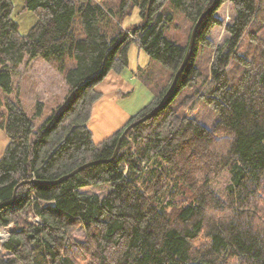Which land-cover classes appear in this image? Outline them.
Segmentation results:
<instances>
[{
  "label": "trees",
  "instance_id": "16d2710c",
  "mask_svg": "<svg viewBox=\"0 0 264 264\" xmlns=\"http://www.w3.org/2000/svg\"><path fill=\"white\" fill-rule=\"evenodd\" d=\"M109 1L23 0L37 18L21 34L14 0H0V129L9 138L0 157V230L11 225L0 241V264H264V0H228L234 17L224 26L223 46L207 33L222 25L215 13L227 0L213 8L214 0ZM133 7L140 21L123 27ZM208 9L166 94L192 27ZM174 10L189 24L184 44L165 34ZM131 44L149 57L135 74L152 100L94 143L87 122L101 96L97 85L109 72L124 71ZM199 46L215 48L208 79L195 63ZM37 57L63 72L67 92L36 128L42 102L30 116L9 95L18 67ZM153 63L170 73L165 84L156 83ZM185 89L189 95L176 99ZM162 100L110 159L122 130ZM200 104L216 116L212 128L196 116ZM90 161L96 162L47 183ZM223 169L230 182L222 203L209 176ZM100 184H106L102 196L81 190ZM79 227L84 242L71 236Z\"/></svg>",
  "mask_w": 264,
  "mask_h": 264
},
{
  "label": "rangeland",
  "instance_id": "374dc122",
  "mask_svg": "<svg viewBox=\"0 0 264 264\" xmlns=\"http://www.w3.org/2000/svg\"><path fill=\"white\" fill-rule=\"evenodd\" d=\"M111 1L109 3H112ZM14 4L13 17L18 22L19 32L25 34L36 21L37 15L35 12L23 8V0H14ZM215 15L221 19L222 25L210 27L207 37L215 46H223L228 37L224 26L231 22L234 17L232 4L227 0L220 5ZM139 19L138 9L133 7L130 14L123 17L121 23L123 27H127L136 24L139 22ZM188 28L189 24L185 21L184 16L177 10H174V21L165 29V34L168 38L184 44L188 40ZM244 40L246 41L245 38ZM132 46L129 52V64L124 71L119 74L112 71L109 72L105 79L97 85V89L101 91V96L93 102L91 116L87 122L94 143H99L111 136L152 100L153 95L150 87L143 83L135 74L137 66L146 65L149 62V57L142 50L138 52V50H135L134 45ZM214 52V47H198L195 63L198 65L201 75L205 79L209 78V67ZM150 68L152 74L155 75L157 84H165L168 81L170 73L164 68L155 63L151 64ZM13 87V92L9 97L19 98L28 115H35L36 101L42 102V113L34 120L36 128L50 115L51 108L64 100L67 92V84L63 72L58 71L54 63L40 57L25 59L16 70L15 76H13ZM188 95L189 89H185L177 95L176 99L183 97L182 100H184V97ZM0 99L2 101L5 99V95L1 91ZM2 110L4 111L3 108ZM181 111L183 115L189 114L187 109H182ZM196 116L208 127L212 128L214 126L216 116L205 105L200 104ZM215 142L216 145L213 149L219 150L221 142L218 143L217 140ZM210 173H212L209 176L211 179L210 188L221 202H225L226 187L230 182L229 173L225 169L221 171L216 170L215 172L210 171ZM200 174L202 175L203 173L201 172ZM195 176V183H199L197 181L199 179L198 174L195 173ZM81 190L96 192L102 196L105 193L106 184L89 185L82 187ZM179 199V197H176L175 201ZM225 204L227 205V203ZM30 219L35 222L38 221V218L32 215H30ZM10 226L4 227L1 230H5L9 235ZM71 236L77 241H86L85 232L82 227L75 230ZM202 241L205 240L201 238L195 241L196 245H199ZM232 264H236L235 260Z\"/></svg>",
  "mask_w": 264,
  "mask_h": 264
},
{
  "label": "water",
  "instance_id": "95a60500",
  "mask_svg": "<svg viewBox=\"0 0 264 264\" xmlns=\"http://www.w3.org/2000/svg\"><path fill=\"white\" fill-rule=\"evenodd\" d=\"M216 2H217V0H214L212 6H211L210 8H213V7L215 6ZM210 8H209V9H210ZM209 9L206 10V11H204V12L199 16V18L197 19L196 23L193 25L192 30H191V33H190L189 41H188V46H187V53H186V56H185V58H184V60H183V62H182V64H181L180 68H179V69L176 71V73L174 74V77H173V79H172V82H171L170 86L168 87V90H167V93H166V94H171V92L173 91V89H174V87H175V84H176V81H177V79H178V76H179V74L181 73V71L183 70V68H184V66H185V64H186V62H187L188 55L192 52V49H193V46H194V39H195L196 30H197V28H198V26H199V24H200V22H201L203 16L209 11ZM162 105H163V100L160 101V103H159L156 107H154L150 112H148L147 114H145L143 117L139 118L138 120L129 123V124H128V125L122 130L121 134H120L119 137H118V140H117V143H116V147H115L114 153H113V155H112V157H111L110 159H112V158H114V157L116 156V154H117V152H118V150H119V146H120L121 140H122V138L124 137V135L126 134V132H127L131 127H133L134 125H136V124H138V123L144 121L145 119L150 118L151 116H153V115H154V114H155V113H156V112L162 107ZM94 162H96V161H90V162L84 163L83 165H80L79 167L75 168L73 171H71V172H69V173H67V174H65V175H63V176H61V177H59V178L56 179V180L47 181V183H51V184H53V183H59V182L65 180L66 178L72 176L73 174L77 173L79 170H81V169L84 168L85 166H87V165H89V164H92V163H94Z\"/></svg>",
  "mask_w": 264,
  "mask_h": 264
},
{
  "label": "crops",
  "instance_id": "0c3cea01",
  "mask_svg": "<svg viewBox=\"0 0 264 264\" xmlns=\"http://www.w3.org/2000/svg\"><path fill=\"white\" fill-rule=\"evenodd\" d=\"M138 21H140V19ZM132 45H134L135 50H138V52L140 51V49L135 44H131V46ZM131 46H130V48H131ZM130 48H129V52H130ZM132 48H133V46H132ZM144 66L145 65L137 66V68L144 67ZM8 142H9L8 136L5 135V133L0 129V157L2 156L4 149H5L6 145L8 144Z\"/></svg>",
  "mask_w": 264,
  "mask_h": 264
},
{
  "label": "built area",
  "instance_id": "2783aa9c",
  "mask_svg": "<svg viewBox=\"0 0 264 264\" xmlns=\"http://www.w3.org/2000/svg\"><path fill=\"white\" fill-rule=\"evenodd\" d=\"M8 234L5 230L0 231V241H4L7 238Z\"/></svg>",
  "mask_w": 264,
  "mask_h": 264
}]
</instances>
